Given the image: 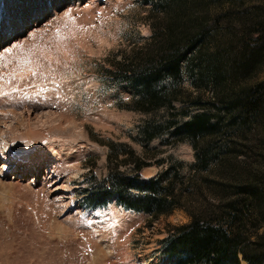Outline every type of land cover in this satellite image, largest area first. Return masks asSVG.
Returning a JSON list of instances; mask_svg holds the SVG:
<instances>
[{
  "label": "rangeland",
  "instance_id": "rangeland-1",
  "mask_svg": "<svg viewBox=\"0 0 264 264\" xmlns=\"http://www.w3.org/2000/svg\"><path fill=\"white\" fill-rule=\"evenodd\" d=\"M150 6L143 0H0V264H173L159 241L189 220L183 209L152 218L124 210L114 194L101 207L81 202L91 175L106 176L109 142L124 143L133 156L151 155L140 170L144 179L178 161L186 175L195 161L189 140L163 133L145 141L141 125L168 111L127 107L130 88L114 85L99 68L150 36ZM257 70L263 80L264 59ZM183 78L189 95L174 102L178 121L200 105L213 112L212 92L197 93L188 75ZM11 141L18 155L38 157L35 171L10 150Z\"/></svg>",
  "mask_w": 264,
  "mask_h": 264
},
{
  "label": "trees",
  "instance_id": "trees-1",
  "mask_svg": "<svg viewBox=\"0 0 264 264\" xmlns=\"http://www.w3.org/2000/svg\"><path fill=\"white\" fill-rule=\"evenodd\" d=\"M143 1L151 3L150 36L99 68L114 85L130 88L127 107L168 111L141 125L145 141L163 133L189 140L195 161L186 175L178 161L144 179L140 170L151 155L133 156L124 143L109 142L111 165L103 178L91 175L82 205L104 206L114 194L123 209L152 218L183 209L189 220L171 226L159 241L173 264H264V79L257 76L264 59V2ZM184 73L197 93L212 92L213 112L200 105L178 121L174 102L189 95ZM123 154L128 159H117ZM129 163V171L118 169Z\"/></svg>",
  "mask_w": 264,
  "mask_h": 264
},
{
  "label": "bare ground",
  "instance_id": "bare-ground-1",
  "mask_svg": "<svg viewBox=\"0 0 264 264\" xmlns=\"http://www.w3.org/2000/svg\"><path fill=\"white\" fill-rule=\"evenodd\" d=\"M15 139H17V138L15 137ZM12 143H13V141H11V145L9 146L10 150H13L12 148H14V147H11L12 146ZM18 151H19L18 147H15L13 152L15 153V155H17L18 159L19 160H22V161H28L30 163L29 166L31 167V169L33 171H35V169H36V162L39 161L38 157H35V155L33 157H24V156L18 155L17 154Z\"/></svg>",
  "mask_w": 264,
  "mask_h": 264
}]
</instances>
